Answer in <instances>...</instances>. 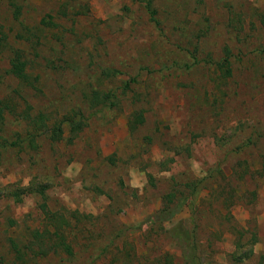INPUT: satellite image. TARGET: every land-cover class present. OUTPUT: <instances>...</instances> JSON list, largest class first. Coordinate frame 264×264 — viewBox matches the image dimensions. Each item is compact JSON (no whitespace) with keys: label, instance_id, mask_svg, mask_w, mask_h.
<instances>
[{"label":"rangeland","instance_id":"obj_1","mask_svg":"<svg viewBox=\"0 0 264 264\" xmlns=\"http://www.w3.org/2000/svg\"><path fill=\"white\" fill-rule=\"evenodd\" d=\"M0 108V264H264V0H0Z\"/></svg>","mask_w":264,"mask_h":264},{"label":"trees","instance_id":"obj_2","mask_svg":"<svg viewBox=\"0 0 264 264\" xmlns=\"http://www.w3.org/2000/svg\"><path fill=\"white\" fill-rule=\"evenodd\" d=\"M27 64V62L25 60H22V54H18L13 58L12 61V68L11 71L13 74L17 75L18 77L22 78L24 77V69H25V65ZM222 69H226L228 71V73H230V63L228 61H225V63L222 64ZM105 98V97H104ZM2 108H0V115H2ZM170 202L173 201V194L171 195L170 198ZM180 206L178 207H165L164 209H162L158 214H155L153 216L150 217V219L153 220H166V219H170L172 218L177 211L179 210ZM39 233V232H38ZM61 238V241L57 242L58 246L56 245V247H64V249L68 252V253H72V246L66 242L64 240V237L59 235ZM20 253V252H18ZM21 257V256H20Z\"/></svg>","mask_w":264,"mask_h":264}]
</instances>
